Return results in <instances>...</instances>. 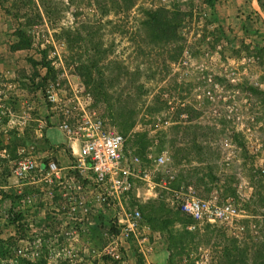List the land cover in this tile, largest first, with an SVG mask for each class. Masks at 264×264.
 I'll return each mask as SVG.
<instances>
[{"label": "rangeland", "instance_id": "rangeland-1", "mask_svg": "<svg viewBox=\"0 0 264 264\" xmlns=\"http://www.w3.org/2000/svg\"><path fill=\"white\" fill-rule=\"evenodd\" d=\"M156 6L184 14L168 44L151 43L142 28L144 10ZM262 9L250 0H0V264H169L168 230L184 228L195 238L174 250L172 264H216L226 237L263 235L264 204L250 176L264 170ZM18 27L29 48L12 49ZM75 89L124 137L134 173L120 201L109 204L95 183L72 178L59 126L79 124ZM21 156L44 168L17 179ZM259 189L264 196V182ZM186 195L230 202L239 215L195 228L178 219L167 230L145 221L171 220ZM121 207L145 216L127 238Z\"/></svg>", "mask_w": 264, "mask_h": 264}, {"label": "built area", "instance_id": "built-area-1", "mask_svg": "<svg viewBox=\"0 0 264 264\" xmlns=\"http://www.w3.org/2000/svg\"><path fill=\"white\" fill-rule=\"evenodd\" d=\"M47 91V98L50 102L59 101L53 88H49ZM77 91H83L75 89L73 94V102L77 101L73 105V109H77L80 116L78 126H70L67 120H63L59 126L69 140V147L73 155L72 178L77 181L82 179L95 183L100 199L109 204L113 200L120 201L121 195L128 192L131 187L129 174L134 173V166L131 171L130 166L124 162V137L118 132L107 130L102 118L96 115L91 108L89 109L91 104L89 93L82 94L79 99ZM163 161L162 156L158 158L159 163H163ZM139 162V157L136 155L130 158V163L133 165H139ZM48 166L52 172L59 171L54 163H49ZM37 168L41 170L44 165H38L34 159L28 156H21L15 161L13 175L17 179H25ZM177 197L179 209L195 221L189 228H195L196 223H228L239 215L235 206L230 202L219 204L192 195ZM121 209L122 213L119 214L117 220L120 224L121 236L127 238L138 229L140 212L134 208L124 209L121 207Z\"/></svg>", "mask_w": 264, "mask_h": 264}, {"label": "trees", "instance_id": "trees-1", "mask_svg": "<svg viewBox=\"0 0 264 264\" xmlns=\"http://www.w3.org/2000/svg\"><path fill=\"white\" fill-rule=\"evenodd\" d=\"M182 15L184 14L179 9L175 8L170 9L165 6H156L148 8L144 10V20L142 21V28L144 29L145 34L148 35L151 43L155 42L157 44H168L178 36V31L181 26V20L183 18ZM65 32L68 34L70 33V31ZM14 34L17 38V41L12 45L13 50H19L30 47L31 41L29 38V33L24 27L16 28ZM67 40L69 41L68 37ZM89 75L90 73L87 75V84H89L90 82ZM102 80L101 84L103 86ZM102 90L103 94L107 95L108 88L104 86ZM250 176L251 179L254 180V186L256 189L254 194L258 198V202L260 204H264L263 194L261 193V191H257V188L258 190H260L259 188L261 187V183L264 182V170L262 168H252ZM259 215L261 218L260 222L264 224V212L260 213ZM19 216L20 215H18L17 217L19 218ZM143 218L145 219V216H141L140 214L139 224L140 221H142L141 219ZM152 218L153 217L150 216L147 220H145L147 223H150L152 229L163 228L167 230L169 224L173 223L174 220L178 219L182 220L185 227L195 223L194 219L191 216H188L187 214L183 213L180 209L173 211L172 219L169 221H166V219L161 218L157 219L159 220L158 223L156 219H153L155 220V223H153ZM204 224L212 225L210 223ZM197 225L198 223H196L195 226ZM260 231L261 230H259L258 234L254 236L255 239L252 238L250 232H246L243 236H241L242 239L240 237H236L235 235H230L229 237H226L228 243L223 246L221 254L216 260V264H264V234L262 235ZM168 233L170 235L171 241L174 239V241H170L168 245V262L169 264H172L173 256L175 255L174 250L183 249L184 245L190 240L191 242H193L195 234L188 231L186 228L183 229V232L169 229ZM183 233L184 236H182ZM218 234L219 233H217L215 237L218 236ZM209 238L210 237L207 234H201L198 236V239H204L205 241H207Z\"/></svg>", "mask_w": 264, "mask_h": 264}, {"label": "crops", "instance_id": "crops-1", "mask_svg": "<svg viewBox=\"0 0 264 264\" xmlns=\"http://www.w3.org/2000/svg\"><path fill=\"white\" fill-rule=\"evenodd\" d=\"M253 1H255L257 4H262L263 5V14H262V18H263V20H264V0H250V3H252ZM50 130H48V132H49ZM62 168H59V171L61 170ZM40 179L38 178V181H39Z\"/></svg>", "mask_w": 264, "mask_h": 264}]
</instances>
